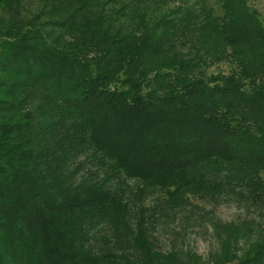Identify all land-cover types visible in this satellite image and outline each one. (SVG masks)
I'll return each mask as SVG.
<instances>
[{
    "label": "trees",
    "instance_id": "obj_1",
    "mask_svg": "<svg viewBox=\"0 0 264 264\" xmlns=\"http://www.w3.org/2000/svg\"><path fill=\"white\" fill-rule=\"evenodd\" d=\"M230 199L258 216L215 225L221 261L164 249L159 227ZM263 212L244 0H0V264H264Z\"/></svg>",
    "mask_w": 264,
    "mask_h": 264
},
{
    "label": "rangeland",
    "instance_id": "obj_2",
    "mask_svg": "<svg viewBox=\"0 0 264 264\" xmlns=\"http://www.w3.org/2000/svg\"><path fill=\"white\" fill-rule=\"evenodd\" d=\"M213 1V0H212ZM244 5L251 9L258 17L261 23L264 25V0H244ZM226 67V66H223ZM215 69V68H214ZM154 199L148 202L149 205H152ZM231 201H218L210 204L203 203L201 200L197 203H201V209L194 211L192 213L194 217L189 215V218H185L183 215L179 216L178 222H182L181 226L177 229L176 234L169 236L167 238L168 232H162V227H159V230L156 233V236L164 241V249L166 250L169 247L174 245L176 250H182L187 252L190 250L197 256H200L204 259H208L211 253H214L215 258L219 261L222 260L221 255V238L226 234L223 229L220 231H215V225L220 227L226 223H240V220H244L247 217L258 216L257 213H252L250 211L248 203L243 202L244 204H234L237 203L230 199ZM154 204V203H153ZM264 215V212H263ZM260 222L264 223V217L258 219ZM173 227V224H170V230ZM258 230H264L263 227H257ZM174 228L173 231L174 232ZM239 241L234 245L235 250H231L228 258L231 256L241 257L243 252H248L252 245L254 244L253 238L250 235L239 234ZM174 241V243H170ZM169 250V249H168ZM224 255V253H223ZM234 258L233 260H236ZM227 264H231L230 262Z\"/></svg>",
    "mask_w": 264,
    "mask_h": 264
}]
</instances>
